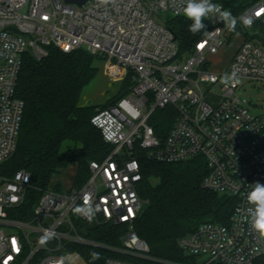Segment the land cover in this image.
<instances>
[{"label":"built area","instance_id":"obj_1","mask_svg":"<svg viewBox=\"0 0 264 264\" xmlns=\"http://www.w3.org/2000/svg\"><path fill=\"white\" fill-rule=\"evenodd\" d=\"M212 3L223 4L211 0ZM184 0H0V166L16 151L25 102L17 96L24 56L48 57V47L65 53L85 50L101 58L110 81L132 73L129 92L95 113L91 123L112 147L102 162L90 163L83 188L41 190L40 200L24 216L32 187L26 170L0 175V264H68L65 251L85 245L135 260L157 261L135 231L143 209L138 189L140 162L135 148L150 160L206 161L203 187L237 200L229 225L205 223L180 240L205 264H254L264 257V239L251 226L248 194L264 184V113L241 95L246 83H264V47L242 31L264 19V0L232 16L234 27L217 16L188 54H180L175 33L156 20L158 13L184 16ZM240 41L225 70L213 71L211 57L234 38ZM171 111L174 123L163 138L152 122ZM26 216V215H25ZM86 225H126L123 246L108 247L86 238ZM106 264H134L108 258Z\"/></svg>","mask_w":264,"mask_h":264},{"label":"trees","instance_id":"obj_2","mask_svg":"<svg viewBox=\"0 0 264 264\" xmlns=\"http://www.w3.org/2000/svg\"><path fill=\"white\" fill-rule=\"evenodd\" d=\"M215 1L236 16L260 0ZM191 23L185 16L167 22L176 35L180 54L190 53L212 29L204 20L206 29L193 34L189 31ZM242 32L264 47V19L253 29ZM48 52V57L41 61L29 53L24 56L17 87V96L25 102L23 121L15 153L0 166V175L6 177L22 169L31 175L32 187L23 207L25 214L19 218L30 215L40 200L39 189L62 190L60 185H52L69 167L76 168L72 188L81 189L90 177V163L102 162L112 152L100 130L91 123L96 107L80 105L83 91L99 74L98 63L104 61L85 50L65 53L50 46ZM131 86L132 73H129L118 98L106 108L126 95ZM170 112H158L152 122L160 137L165 138L174 123V114ZM67 144L70 146L65 148ZM130 157L140 162L142 171L138 192L144 205L135 222V231L148 244L149 255L157 261L135 260L85 245H71L65 254H78L88 264H106L108 258L134 264H196L195 256H187L180 247V240L205 223L229 225L237 200L203 187L208 168L202 157L161 163L148 159L138 147ZM80 227L85 229L86 238L113 248L123 246L122 238L128 229L126 225L111 224H80ZM91 253H98L99 258L93 259ZM254 264H264V257Z\"/></svg>","mask_w":264,"mask_h":264},{"label":"rangeland","instance_id":"obj_3","mask_svg":"<svg viewBox=\"0 0 264 264\" xmlns=\"http://www.w3.org/2000/svg\"><path fill=\"white\" fill-rule=\"evenodd\" d=\"M156 20L167 23L169 19L173 18L171 14L158 13L155 16ZM240 38L237 36L234 38L231 44L227 45L222 49L218 55L209 58L211 62V68L213 71L221 72L225 70L229 58L233 54L236 46L239 44ZM99 74L97 78L83 91L80 105L81 106H94L96 107L95 113L106 108L113 101L118 98V94L122 89L124 81H110L105 74V64L104 62L98 63ZM241 95L251 101L253 106L254 113H264V83L251 82L246 83L244 88L241 90ZM70 144L65 145L69 147ZM76 168L74 166L69 167L62 174L55 178L52 186L60 185L62 189H68L74 185V176ZM187 256L189 254L186 253ZM68 264H88L84 258L78 254H69ZM196 264H205L206 257H195Z\"/></svg>","mask_w":264,"mask_h":264},{"label":"clouds","instance_id":"obj_4","mask_svg":"<svg viewBox=\"0 0 264 264\" xmlns=\"http://www.w3.org/2000/svg\"><path fill=\"white\" fill-rule=\"evenodd\" d=\"M184 16L191 20L189 31L193 34L206 29L205 19L217 16L228 28H233L232 14L228 10H222V6L212 3L211 0H184L182 7ZM248 202L254 205L250 209L251 226L253 230L264 239V184L255 183V187L248 194ZM93 259L99 258L98 253L90 254Z\"/></svg>","mask_w":264,"mask_h":264},{"label":"water","instance_id":"obj_5","mask_svg":"<svg viewBox=\"0 0 264 264\" xmlns=\"http://www.w3.org/2000/svg\"><path fill=\"white\" fill-rule=\"evenodd\" d=\"M68 3H76L78 5H83L87 0H66Z\"/></svg>","mask_w":264,"mask_h":264},{"label":"crops","instance_id":"obj_6","mask_svg":"<svg viewBox=\"0 0 264 264\" xmlns=\"http://www.w3.org/2000/svg\"><path fill=\"white\" fill-rule=\"evenodd\" d=\"M236 49V48H235ZM235 51V50H234Z\"/></svg>","mask_w":264,"mask_h":264}]
</instances>
